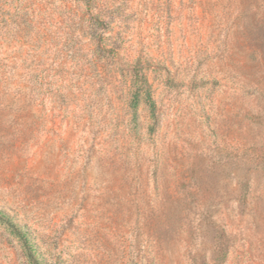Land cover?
Masks as SVG:
<instances>
[{
	"label": "rangeland",
	"instance_id": "374dc122",
	"mask_svg": "<svg viewBox=\"0 0 264 264\" xmlns=\"http://www.w3.org/2000/svg\"><path fill=\"white\" fill-rule=\"evenodd\" d=\"M0 210L43 264H264V0H0Z\"/></svg>",
	"mask_w": 264,
	"mask_h": 264
},
{
	"label": "trees",
	"instance_id": "16d2710c",
	"mask_svg": "<svg viewBox=\"0 0 264 264\" xmlns=\"http://www.w3.org/2000/svg\"><path fill=\"white\" fill-rule=\"evenodd\" d=\"M138 75H136L134 83L137 84ZM140 88L137 84L135 92L133 94L132 98V107L135 108L138 103V94H139ZM147 99L149 101V105L151 108L154 107L153 101L150 99L149 96H147ZM0 219L3 220L13 231L17 234L19 239L22 242V247L25 253V256L29 260L30 264H43V262L37 257L36 253L33 250V246L28 240L26 233L22 230L21 226L14 221L12 217H10L7 213L0 210Z\"/></svg>",
	"mask_w": 264,
	"mask_h": 264
}]
</instances>
